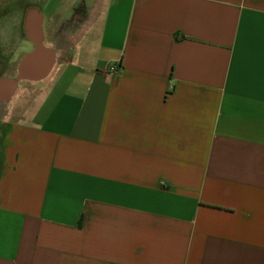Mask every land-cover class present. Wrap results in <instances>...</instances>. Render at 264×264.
Wrapping results in <instances>:
<instances>
[{"label": "crops", "instance_id": "obj_1", "mask_svg": "<svg viewBox=\"0 0 264 264\" xmlns=\"http://www.w3.org/2000/svg\"><path fill=\"white\" fill-rule=\"evenodd\" d=\"M24 31L0 264H264V0H44Z\"/></svg>", "mask_w": 264, "mask_h": 264}, {"label": "flooded vegetation", "instance_id": "obj_2", "mask_svg": "<svg viewBox=\"0 0 264 264\" xmlns=\"http://www.w3.org/2000/svg\"><path fill=\"white\" fill-rule=\"evenodd\" d=\"M44 0H0V75L12 72L13 56L18 46L14 43L25 38L24 25L30 9L40 8Z\"/></svg>", "mask_w": 264, "mask_h": 264}, {"label": "built area", "instance_id": "obj_3", "mask_svg": "<svg viewBox=\"0 0 264 264\" xmlns=\"http://www.w3.org/2000/svg\"><path fill=\"white\" fill-rule=\"evenodd\" d=\"M119 71V66L118 65H112L109 67V72L111 74H116Z\"/></svg>", "mask_w": 264, "mask_h": 264}, {"label": "rangeland", "instance_id": "obj_4", "mask_svg": "<svg viewBox=\"0 0 264 264\" xmlns=\"http://www.w3.org/2000/svg\"><path fill=\"white\" fill-rule=\"evenodd\" d=\"M29 46H26L25 49H28Z\"/></svg>", "mask_w": 264, "mask_h": 264}]
</instances>
